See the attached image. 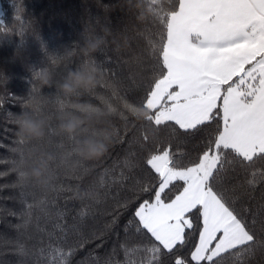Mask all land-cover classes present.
I'll return each instance as SVG.
<instances>
[{"label": "snow or ice", "instance_id": "6c2138e0", "mask_svg": "<svg viewBox=\"0 0 264 264\" xmlns=\"http://www.w3.org/2000/svg\"><path fill=\"white\" fill-rule=\"evenodd\" d=\"M144 16L152 18L155 32L149 33L150 50L140 61L143 94L133 102L112 85L111 95L99 100L125 121L137 108L146 113L139 139L141 148L154 145L146 158L150 171L134 179L132 196L120 206L126 210L149 197L124 226L126 234L134 228L147 242L121 244L124 261L105 264H164L166 257L171 264H227L232 257L247 264L245 256L264 254V204L255 211L237 207L242 197L253 198L240 175L264 161V0H143ZM53 135L49 124L48 136ZM198 137L193 147L199 151L191 158L180 146ZM56 147L67 146L61 139ZM24 158L21 151L12 169L21 184L27 183ZM78 165L74 158L73 171ZM125 165L134 167L128 159ZM252 176L247 185L254 190L256 172ZM127 179L121 172L112 182L123 185ZM46 203H26L25 227L34 209ZM193 237L186 254L182 250ZM49 250V264H69L73 249L49 245ZM16 251L28 254L22 243Z\"/></svg>", "mask_w": 264, "mask_h": 264}, {"label": "trees", "instance_id": "16d2710c", "mask_svg": "<svg viewBox=\"0 0 264 264\" xmlns=\"http://www.w3.org/2000/svg\"><path fill=\"white\" fill-rule=\"evenodd\" d=\"M142 8L143 0H0V28L6 29L0 31V173H6L0 175V264H49V245L65 252L73 249L69 264H105L110 259L123 262L121 244L147 242V237L135 234L134 228L126 234L124 226L133 218L139 203L149 197L141 196L126 210L120 206L132 196L134 179L150 171L146 158L154 145L149 142L145 148L140 147L142 121L131 116L128 121L113 116L110 127L115 135L107 153L90 162L87 172L82 171L81 165L75 171L61 170L52 191H41L31 183L21 184L18 173L12 170L13 161H18L21 151L25 155L27 150V146L18 142L15 115L31 101L51 117L49 124L56 129L57 110L64 102L55 85L39 87L34 72L48 67L54 80L60 81L69 69H75L85 59L79 46L84 42L86 24L94 34L105 38L94 53V62L102 69L104 79L94 94L81 97L80 102L102 108L99 97L110 96L112 85L120 95L138 101L143 94L138 86L144 79L140 61L147 58L150 50L149 33L155 32L150 16L141 19ZM151 38L156 39L154 35ZM72 48L70 59L57 56ZM51 138L55 150L61 138L56 135ZM199 139L181 145V150L194 158L199 149L193 145ZM189 157H185V162ZM126 159L134 167H127ZM121 172L130 179L123 185L113 183ZM253 172H256L254 190L247 185ZM262 176L264 161H257L242 172L239 180L253 198L242 197L237 201L238 208L255 211L264 204ZM176 184L178 187L180 182ZM40 199H46V205L34 209L31 222L25 227L21 214L26 203ZM114 217H118L115 224ZM195 240L193 237L182 251L187 254ZM18 243L27 248L26 256L17 253ZM244 259L247 264H264V254L260 252ZM164 264H171V258H164ZM227 264L241 261L232 257Z\"/></svg>", "mask_w": 264, "mask_h": 264}, {"label": "clouds", "instance_id": "9594fccd", "mask_svg": "<svg viewBox=\"0 0 264 264\" xmlns=\"http://www.w3.org/2000/svg\"><path fill=\"white\" fill-rule=\"evenodd\" d=\"M83 41L79 47L85 59L75 69H69L60 81L54 80L48 67L38 69L33 74V78L39 81V87L55 85L63 98L64 102L58 107L55 117V131L67 147L53 150V140L48 136L51 117L39 105L30 101L15 115L17 136L27 146L21 165L22 178L41 191L54 190L60 171L70 169L74 158L80 162L82 171L87 172L90 162L99 160L107 153L115 135L110 127V121L115 116L111 109L80 102L81 97L94 94L104 79L102 69L94 62V53L105 42L104 36L94 34L86 24ZM73 50L65 49L63 54L57 56L70 59L69 54ZM130 116L142 121L146 113L137 108Z\"/></svg>", "mask_w": 264, "mask_h": 264}]
</instances>
